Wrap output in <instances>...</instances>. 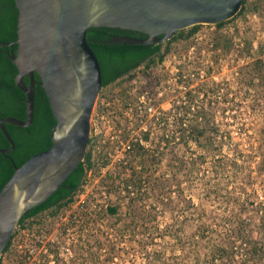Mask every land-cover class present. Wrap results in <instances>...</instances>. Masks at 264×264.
<instances>
[{
    "label": "rangeland",
    "instance_id": "rangeland-1",
    "mask_svg": "<svg viewBox=\"0 0 264 264\" xmlns=\"http://www.w3.org/2000/svg\"><path fill=\"white\" fill-rule=\"evenodd\" d=\"M260 10L248 8L225 24L223 30L230 33L234 27L241 29L228 51L214 48L216 28L204 23L195 35L173 42L162 61L145 69L141 65L134 76L110 83L93 108L98 138L93 165L79 191L57 214L46 211L39 221L18 230L12 247L24 252L34 240L50 243L59 251L61 264H171V141L165 143L163 125L171 123V105L185 100L178 95L185 90L179 76L189 77L188 86L198 93L191 100V111L180 116L194 118L195 109L203 108L207 119L232 135L230 145L223 143L222 150L214 153L218 155L206 154L201 194L197 195L195 184L190 190L197 196L192 197L197 205L194 216L222 228L226 216L244 213L246 230L253 240L264 243V217L256 210L264 208V173L258 169L264 152V67L263 74H251L248 65L253 57L264 60V6ZM246 39L252 42L249 52ZM135 141L140 147L134 146ZM234 143L253 156L243 161L228 148ZM233 156L238 158L237 166L214 170L218 158L230 161ZM130 197L138 204L136 212L130 210ZM107 204H116L117 212H107ZM194 226L192 221L187 223L188 236ZM210 235L201 239L198 250L203 258L211 256V242L220 238L214 232L211 241ZM33 247L34 256L38 255L40 248ZM186 249L190 252V245ZM189 254L186 264H197L195 250ZM250 261L264 264V252ZM3 264H9L7 255Z\"/></svg>",
    "mask_w": 264,
    "mask_h": 264
},
{
    "label": "trees",
    "instance_id": "trees-1",
    "mask_svg": "<svg viewBox=\"0 0 264 264\" xmlns=\"http://www.w3.org/2000/svg\"><path fill=\"white\" fill-rule=\"evenodd\" d=\"M263 6L262 1L242 0V5L236 14L216 23H208L207 25H213L216 28L214 48L220 47L223 51L230 50L235 37L238 36L241 29L234 27L233 32L230 33L228 30H223L225 24L237 18L248 8L260 13V7L263 8ZM17 15L18 8L15 0H0V43L16 39L18 35ZM203 24L195 23L178 29L172 36L159 42L133 43L110 40L112 35H127L135 38H145L148 35L146 32L135 28L105 24L90 25L86 31V38L100 62L102 84L104 85L116 81L120 77L126 76L130 78L134 76L136 69L141 65L145 69L156 64L158 61H162L172 47L173 42L180 38H190L195 35ZM245 41L247 43L246 51L249 52L252 42L249 39ZM261 42H264V40ZM16 47V43L0 46V116L8 114L18 118H25L26 102L23 99L24 93L16 84L14 78L18 68L9 56L10 48L16 51ZM262 48L264 49V46ZM248 65L251 67V74L255 71L263 74L264 60L262 58L253 57L249 60ZM179 77L184 82L185 90L183 94L178 95L180 97L182 95L185 100L171 105V123L166 120L167 123L163 125L165 143L171 141V264H186L187 257L193 250H195L194 261L197 264H250L251 257L262 255L264 243L253 240L250 232L246 230L247 217L244 216V213L242 215H234L233 217L230 215L226 216L225 220H223L226 225L224 227L221 226L222 228L205 224L201 218L194 216L195 211L193 210L197 209V205L192 201V197L196 196V194L190 190L193 189L192 187L195 184L197 186V195L201 194L200 185L203 178L201 169L206 154H214L217 150L220 152L223 143L230 145L232 135L228 128H221L220 124L207 119L203 108L195 109L194 113L196 117L194 118L185 119L180 116L191 111V107L194 105V102L191 100H194L198 93L195 87L191 88L188 86L189 77ZM23 79L27 83L29 82L28 75H25ZM34 79L40 82V77L36 71L34 72ZM38 82H36L35 87L32 124L25 127L7 123L8 130L16 143L15 150L10 152L16 164H20L31 154L45 149L52 144L50 130L54 126L56 119L45 94L46 92H44L45 90ZM170 124L171 128H169ZM143 135L147 137L148 131H144ZM3 143H7V141L5 137H0V144ZM134 146L140 147L139 142L135 141ZM228 148L232 149L235 154L243 157V161L253 156L250 151L239 148V144L237 143ZM216 155L218 154H214V156ZM260 155L262 157L260 158L258 169L264 173V152ZM233 157L234 160L231 159L230 161H224L222 157L221 159L218 158L217 163L213 164L214 170L217 171L219 167L226 169L227 166H231L232 164L237 166L238 158ZM92 165L91 152L87 149L83 159L79 161L61 184L45 200L31 206L22 214L17 227L4 246L0 257V264H3L5 255L9 258V264H25L27 262L29 264H61L59 251L51 246L50 243L46 244L34 240L32 243L40 248L38 255L34 256V251H30L28 247L24 252L16 251L12 247V241L18 230L27 228L32 223L39 221L40 212L45 208H49V213L55 215L70 205L74 199L73 195L79 191L85 179L87 169ZM12 171L13 165H11L8 158H5L0 166V187ZM132 173L133 177L136 172L133 171ZM213 181V187L217 189L216 179ZM126 188L129 190L128 186ZM185 188L189 189L188 194L185 193ZM133 201H136L135 198L130 197V210L136 212L138 204ZM106 210L110 214H115L117 212V205L107 204ZM256 210L263 213L264 217V208L258 207ZM189 221L195 223V230L190 233V236L185 232V227ZM214 232L220 236L217 242L212 241L214 240V236L211 235ZM160 233L162 234L163 232ZM207 233L211 234V256L203 258L198 249L202 246L201 239ZM187 245H190V252L186 249ZM238 247L240 248L239 252H237ZM155 252L157 257H161L157 250ZM238 253L242 255L240 258H238ZM96 255L98 256V253ZM144 255L148 259L151 256L148 251H145ZM92 256L95 257V254H92Z\"/></svg>",
    "mask_w": 264,
    "mask_h": 264
},
{
    "label": "water",
    "instance_id": "water-1",
    "mask_svg": "<svg viewBox=\"0 0 264 264\" xmlns=\"http://www.w3.org/2000/svg\"><path fill=\"white\" fill-rule=\"evenodd\" d=\"M15 4L17 49L12 53L10 48L9 56L18 68L15 82L25 93L26 119L0 118L10 141L0 150L13 143L4 121L22 126L32 121L34 71L56 122L50 130L52 144L20 164L13 162L12 173L0 187V257L22 214L46 199L85 155L102 86L101 65L86 38L87 28L101 24L135 28L148 36L112 35L110 40L154 42L195 23L230 18L242 0H15Z\"/></svg>",
    "mask_w": 264,
    "mask_h": 264
},
{
    "label": "flooded vegetation",
    "instance_id": "flooded-vegetation-1",
    "mask_svg": "<svg viewBox=\"0 0 264 264\" xmlns=\"http://www.w3.org/2000/svg\"><path fill=\"white\" fill-rule=\"evenodd\" d=\"M160 40H158V41H154V42H159ZM3 43H1L0 44V46L1 45H5V44H8V43H6V42H10V44H8V45H13L14 43H16L17 44V37H16V39L15 40H12V41H2ZM16 49H17V47H16ZM11 51H12V53L14 52H16V51H14L13 50V48L11 49ZM9 54H11V52L9 51ZM11 58V57H10ZM35 72V71H34ZM25 75H28V73H24L23 74V76H22V78L25 76ZM39 75V74H38ZM29 76V75H28ZM40 77V76H39ZM24 80V79H23ZM35 81H34V86H33V95H34V98H35V87H36V82H38L36 79H34ZM25 81V80H24ZM26 82V81H25ZM114 82V81H113ZM27 83V82H26ZM110 83H112V82H109L108 84H102V86H101V88H100V91H99V96H100V94L102 93V91L107 87V86H109L110 85ZM38 84L41 86V87H43V85H42V81H41V78H40V83L38 82ZM19 87V86H18ZM20 88V87H19ZM43 89H44V87H43ZM20 90L24 93V91L20 88ZM45 90V89H44ZM44 92H46V91H44ZM46 94V93H45ZM46 96H47V94H46ZM47 98H48V96H47ZM97 98H98V96H97ZM23 99H25V93H24V96H23ZM48 100H49V98H48ZM26 102V101H25ZM50 102V101H49ZM92 113H93V111H92ZM33 115H34V111H33ZM5 116H13V115H3V116H0V118H3V117H5ZM14 117H16V116H14ZM18 118V117H17ZM92 118H94L93 117V115L91 114V131H90V137H89V141H88V145H87V149H89L90 150V152H91V156H92V153H93V151H94V148H95V146H96V141H97V138H98V134H96L95 133V126H94V122H93V119ZM20 119H26V116H25V118H20ZM32 121H33V118H32ZM32 121H31V123H29L28 125H25V127H27V126H29V125H31L32 124ZM7 123H12V122H8V121H4L3 122V125L5 126V128L7 129V131H8V133H9V135L11 136V138L13 139V137H12V135H11V133L9 132V130H8V127H7ZM12 124H15V123H12ZM15 125H18V124H15ZM19 126H22V125H19ZM0 137H5V139H6V141H7V143H3V144H0V148H7V147H9L10 146V141L8 140V138H7V136H6V134L3 132V130H2V128H1V126H0ZM50 137H51V134H50ZM15 148H16V143H15V141L13 140V143H12V146L10 147V148H8V149H6V150H4V151H2V150H0V166H1V164H2V162H3V160H5V158L7 159H9L10 160V163H11V165H13V162H15V160H14V158L10 155V152H12V151H14L15 150ZM87 149H86V151H87ZM86 153V152H85ZM85 156V155H84ZM11 158V159H10ZM16 163V162H15ZM73 196H75V194L73 195ZM45 200V199H44ZM46 211H49V208L47 209V208H45L43 211H41L40 212V214H42V213H44V212H46Z\"/></svg>",
    "mask_w": 264,
    "mask_h": 264
},
{
    "label": "built area",
    "instance_id": "built-area-1",
    "mask_svg": "<svg viewBox=\"0 0 264 264\" xmlns=\"http://www.w3.org/2000/svg\"><path fill=\"white\" fill-rule=\"evenodd\" d=\"M29 248H30V251H33V249H34V247H33V246H30Z\"/></svg>",
    "mask_w": 264,
    "mask_h": 264
}]
</instances>
